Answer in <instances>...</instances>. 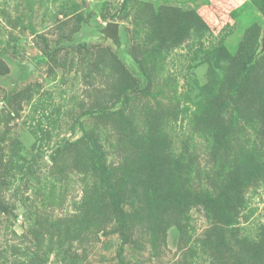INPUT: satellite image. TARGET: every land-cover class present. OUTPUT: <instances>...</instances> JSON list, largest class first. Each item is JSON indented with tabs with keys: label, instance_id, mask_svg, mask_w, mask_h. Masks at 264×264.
Wrapping results in <instances>:
<instances>
[{
	"label": "rangeland",
	"instance_id": "rangeland-1",
	"mask_svg": "<svg viewBox=\"0 0 264 264\" xmlns=\"http://www.w3.org/2000/svg\"><path fill=\"white\" fill-rule=\"evenodd\" d=\"M0 264H264V0H0Z\"/></svg>",
	"mask_w": 264,
	"mask_h": 264
},
{
	"label": "water",
	"instance_id": "water-1",
	"mask_svg": "<svg viewBox=\"0 0 264 264\" xmlns=\"http://www.w3.org/2000/svg\"><path fill=\"white\" fill-rule=\"evenodd\" d=\"M109 27L113 30V33L111 35L115 36L116 30H114V29H116L117 26L115 24H110Z\"/></svg>",
	"mask_w": 264,
	"mask_h": 264
}]
</instances>
